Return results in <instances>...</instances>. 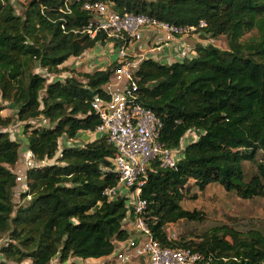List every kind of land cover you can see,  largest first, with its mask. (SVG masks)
<instances>
[{
	"label": "trees",
	"instance_id": "16d2710c",
	"mask_svg": "<svg viewBox=\"0 0 264 264\" xmlns=\"http://www.w3.org/2000/svg\"><path fill=\"white\" fill-rule=\"evenodd\" d=\"M102 2L120 15H145L179 28H194L191 58L162 63L128 55L106 69L72 71L64 64L97 46L122 42L96 27L87 4ZM18 13L0 0V264H68L104 259L118 242L135 237V220L106 135L65 146L101 125L93 103L109 99L104 87L126 63L134 68L135 100L162 124L160 143L178 152L175 168L150 163L143 179V219L163 247L189 249L196 264H264V232L218 225L170 241L167 227L203 222L183 207L193 190L218 184L243 200L264 197V0H23ZM203 24V25H202ZM253 34L246 38L247 35ZM227 39V50L208 40ZM45 72V73H42ZM68 73L64 78L59 75ZM52 78V79H51ZM6 103V105L4 104ZM11 109L14 116H5ZM43 121L45 123H43ZM22 125L27 189L15 201L21 142L8 128ZM199 137L182 148L184 137ZM182 148V149H181ZM256 172L247 178L245 164ZM73 264V263H72Z\"/></svg>",
	"mask_w": 264,
	"mask_h": 264
},
{
	"label": "built area",
	"instance_id": "2783aa9c",
	"mask_svg": "<svg viewBox=\"0 0 264 264\" xmlns=\"http://www.w3.org/2000/svg\"><path fill=\"white\" fill-rule=\"evenodd\" d=\"M86 8L97 15V29L103 31L109 38L122 42L116 47L120 62L131 54L129 49L133 45H138L143 40L146 28H153L156 31L157 43L177 44L174 48L177 61L191 58L193 55V46L188 44L184 37L194 34V28H179L145 15H120L112 12L102 2L87 4ZM208 41L213 42V40ZM141 47L142 45L137 48L142 50ZM139 58L141 60L144 57ZM138 63L139 61L126 63L119 68L104 87L109 99L96 97L93 103L102 121L94 133L108 136L117 150L113 164L120 174L121 186L108 191L107 194L115 196L119 194V188L124 189L125 197L129 200L136 217L132 222L135 237L118 242L114 253L101 259L98 264H196L199 260L198 254L189 249L163 247L153 238L143 219L147 203L140 195L150 163L159 159L162 167L175 168L178 152L166 149L160 143L162 124L151 110L135 100L134 91L137 83L133 73ZM27 152V156L30 157L26 169L36 165L33 162L32 152ZM24 180H26L25 174ZM20 181L22 177L19 175L18 182ZM168 238L170 241L178 240L175 233L169 234V230Z\"/></svg>",
	"mask_w": 264,
	"mask_h": 264
},
{
	"label": "rangeland",
	"instance_id": "374dc122",
	"mask_svg": "<svg viewBox=\"0 0 264 264\" xmlns=\"http://www.w3.org/2000/svg\"><path fill=\"white\" fill-rule=\"evenodd\" d=\"M16 7L18 13L23 11V0H10ZM253 34H249L246 38L251 37ZM191 46L197 40H200L198 35L189 34L186 38ZM209 42V41H208ZM218 48L227 50V39L221 37L213 41ZM152 46L149 45V48ZM117 48L113 44L106 46H97L96 48L86 52L82 57L72 59L65 63V67H69L70 70L79 72H93L100 69H106L115 61L117 57ZM149 50V49H148ZM116 51V52H115ZM145 51V52H144ZM137 48V54L147 55L149 51ZM150 53V52H149ZM130 55V54H129ZM149 55V54H148ZM45 73V72H42ZM68 75V74H67ZM66 74L59 75L60 78L67 76ZM52 79V78H51ZM6 105V103H4ZM5 115L14 116L15 112L11 109L4 111ZM43 123H45L43 121ZM11 133V137L21 142V154L19 163L15 166L14 172L22 177V181L19 182L17 189L15 190V201L19 202L20 193L28 190L26 188V180H24L25 170L28 167L27 150L25 151V138L22 134V125L18 122H14L12 126L8 128ZM199 137L197 131L189 132L182 141V148L188 143L196 140ZM94 136L89 135L88 138L81 137L76 140H66L69 146H80L85 144L88 140L93 139ZM181 148V149H182ZM35 163V161H33ZM245 171L247 178H251L256 172L255 167L247 163L245 164ZM191 196H196L195 199H186L183 202V207L190 211H200L204 214L205 219L203 222H187L181 221L177 224L169 225L167 230L170 233H175L177 239L182 236L192 238L194 235H199L212 227L218 225H229L239 231H248L250 229H256L264 232V197L254 198L251 200H243L239 198L234 192H227L223 187L218 184H212L207 187L203 192L199 190H193ZM5 242V239L0 237V246ZM101 259H71L68 264H98ZM24 264H31L30 261ZM53 264H59L57 260Z\"/></svg>",
	"mask_w": 264,
	"mask_h": 264
},
{
	"label": "crops",
	"instance_id": "0c3cea01",
	"mask_svg": "<svg viewBox=\"0 0 264 264\" xmlns=\"http://www.w3.org/2000/svg\"><path fill=\"white\" fill-rule=\"evenodd\" d=\"M156 31L153 28H146L144 31V37L143 40L138 44V45H133L130 49H129V53H131L130 55L136 56V57H150V58H154L158 61H161L162 63H167V62H175L177 61V56L176 53H174L175 51V46H177V44L175 42L172 43H157V39H156ZM187 37H184V39L186 40ZM199 41V40H197ZM197 41L195 43H197ZM186 42L188 43V40H186ZM194 43V44H195ZM189 44V43H188ZM142 45V50L147 49L148 54L145 56L143 54H137V47ZM149 45H151L152 47L149 48ZM149 49V50H148ZM146 51V52H147ZM116 52V51H115ZM145 52V51H144ZM117 56V55H116ZM115 61L118 59V56L115 57ZM75 59V58H73ZM72 60V59H71ZM70 61V60H69ZM67 63V62H66ZM65 67V64H64ZM102 70V69H101ZM84 72V71H83ZM63 74H68V73H63ZM5 111V110H4ZM5 115V114H4ZM8 116V115H5ZM89 135L94 136L93 139L88 140V141H92L94 140L96 137H99V135L95 134V133H85L84 137L88 138ZM65 138H63L60 142V152L63 149V147L65 146H69V144L66 143ZM87 141V142H88ZM26 171V170H25ZM119 194L121 195H125L126 191L122 188H119ZM126 228L130 231L134 233L133 230V223L129 220H126ZM73 260V259H72Z\"/></svg>",
	"mask_w": 264,
	"mask_h": 264
}]
</instances>
